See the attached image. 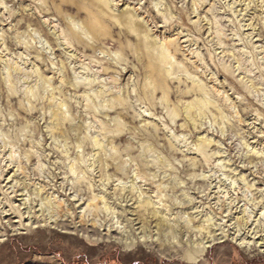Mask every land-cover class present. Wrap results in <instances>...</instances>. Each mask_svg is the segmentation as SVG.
Masks as SVG:
<instances>
[{
    "label": "rangeland",
    "instance_id": "1",
    "mask_svg": "<svg viewBox=\"0 0 264 264\" xmlns=\"http://www.w3.org/2000/svg\"><path fill=\"white\" fill-rule=\"evenodd\" d=\"M66 1L0 0V264H264V0Z\"/></svg>",
    "mask_w": 264,
    "mask_h": 264
},
{
    "label": "bare ground",
    "instance_id": "2",
    "mask_svg": "<svg viewBox=\"0 0 264 264\" xmlns=\"http://www.w3.org/2000/svg\"><path fill=\"white\" fill-rule=\"evenodd\" d=\"M90 1V0H89ZM112 1V0H111ZM67 1L65 0V3ZM113 2V1H112ZM204 2V1H203ZM92 6H93V9L94 11L96 12V14L98 15V17H96V20H92L91 23L87 24L86 27L87 28V31L90 33V35H98L99 33V30H100V21H97V18H107V17H111L110 15V0H93L91 2ZM203 4V3H202ZM207 4V3H206ZM88 5V4H87ZM91 6V5H90ZM124 7V6H123ZM127 7V6H126ZM92 8V7H91ZM112 8V7H111ZM126 9V8H125ZM88 10H89V5H88ZM93 11V10H91ZM118 11V9H117ZM94 13V12H93ZM92 14V13H90ZM118 14V13H117ZM95 15L94 13V16L92 17H95L97 16ZM140 16L137 15L136 11L134 9H126L122 12H120L118 15H114V17L112 16V19L114 20V22L119 25L121 28H125L127 30V32H129L130 34H134L136 37H137V41H141L143 39L146 40L144 41V44H146L145 42H147V47L148 49H151L152 50V53L154 52L155 54H157L156 56V60H159V61H162V62H165L166 60H171V63L174 59V56L172 55V52H171V47L173 46L172 42H167V41H164V42H160V43H156L155 40L151 39L148 34L149 32L147 33L144 29H143V24H141V19L139 18ZM111 19V18H110ZM111 19V20H112ZM77 26V25H76ZM88 34V33H87ZM219 35V34H218ZM73 36L76 37V39L78 40L79 43H82L84 44V42L82 41V38L80 37L79 34H76V33H73ZM84 36V35H83ZM221 36V35H220ZM99 38V37H98ZM65 40V39H64ZM68 41L67 39L65 40V42ZM67 44V43H66ZM70 46V45H69ZM148 51V50H147ZM150 52V51H148ZM144 54V53H143ZM151 54V53H150ZM140 55V54H139ZM153 56V54L151 55ZM148 59V58H147ZM153 60L155 61L154 59V56H153ZM149 61V60H148ZM153 62V61H151ZM156 62V61H155ZM158 63V62H156ZM150 64V63H149ZM148 64V65H149ZM160 65H162L160 62H159ZM168 64V63H167ZM146 66L147 70L149 66ZM160 65L156 67V71H157V68H160ZM164 65V63H163ZM173 65V64H171ZM170 65V66H171ZM151 66V65H150ZM153 66V65H152ZM156 66V65H155ZM165 66H162L161 68L163 69ZM168 67V66H167ZM150 68V67H149ZM152 68V67H151ZM154 68V67H153ZM152 70V69H151ZM151 70H149L151 73ZM159 70V69H158ZM109 70H104V72H108ZM164 71V70H163ZM167 71V70H166ZM158 73H160V71H158ZM164 74V73H163ZM167 74V72H166ZM150 76V74H148ZM156 75V74H155ZM148 76V77H149ZM63 80V79H62ZM89 81V80H88ZM151 81V80H150ZM90 84V82H89ZM195 84V82H194ZM151 86L152 85H155L154 81L151 82L150 84ZM197 86V84L195 85ZM155 87V86H153ZM152 87V88H153ZM195 88V87H194ZM198 88V92L201 93V91H204L203 90V87L202 86H199L197 87ZM195 91V90H194ZM197 91V90H196ZM203 93V92H202ZM103 100V99H102ZM203 101V100H202ZM209 103V102H208ZM204 104V103H203ZM62 105V104H61ZM60 105V106H61ZM205 105V104H204ZM189 106L186 107L187 109H189ZM203 108V107H202ZM186 110V109H185ZM192 110V109H191ZM195 110V109H194ZM189 112V111H188ZM60 113L57 115V113H54L53 114V117L56 118L58 121H60V117H59ZM63 118V117H62ZM152 149V148H151ZM109 163V162H108ZM102 164V163H101ZM134 188V187H133ZM163 188L160 187L159 190H162ZM144 198V197H143ZM162 202V200H161ZM142 203H143V206L146 207V206H153V203L147 199V198H144L142 199ZM164 207V205H163ZM149 208V207H148ZM153 215L154 216H160L162 215L161 212H158L156 210H154L153 212ZM162 218V217H161ZM164 220V218H163ZM166 221V220H165ZM164 221V222H165ZM239 221V220H238ZM162 222V221H161ZM163 222V223H164ZM165 224V223H164ZM244 224V220L242 219V223L240 225H243ZM203 227V226H202ZM201 227V228H202ZM199 228V227H198ZM197 228V230H198ZM202 230V229H201ZM165 231V229H164ZM226 236V235H225ZM225 236L221 237V239H224ZM112 237V236H111ZM110 239H113V238H110ZM116 239V238H114ZM121 245L122 247L124 248H129L135 244H137V240L135 239H131V238H121V239H116ZM141 240H145L143 237L141 238ZM232 241L235 242V244L237 246H239L240 248H251V247H256L258 249H260L263 253H264V242H260V243H253V242H248L244 239H242L240 236H234L232 237L231 239ZM216 241H218V236H212L210 238H208L207 241L205 242H202L201 244H196V242L194 243H189L187 244V246L189 247V252H188V255H189V259L190 260H195L196 258L202 256L205 251L210 248L212 246L213 243H215ZM141 242V241H140ZM139 242V243H140ZM150 243V242H149ZM179 246H183L182 243L179 244ZM179 247V248H180Z\"/></svg>",
    "mask_w": 264,
    "mask_h": 264
}]
</instances>
